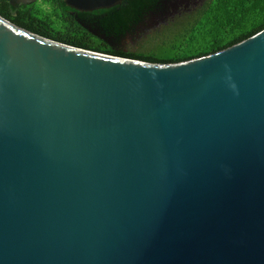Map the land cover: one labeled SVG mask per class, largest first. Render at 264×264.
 <instances>
[{
	"label": "water",
	"instance_id": "95a60500",
	"mask_svg": "<svg viewBox=\"0 0 264 264\" xmlns=\"http://www.w3.org/2000/svg\"><path fill=\"white\" fill-rule=\"evenodd\" d=\"M0 264H264V30L151 64L0 16Z\"/></svg>",
	"mask_w": 264,
	"mask_h": 264
},
{
	"label": "trees",
	"instance_id": "16d2710c",
	"mask_svg": "<svg viewBox=\"0 0 264 264\" xmlns=\"http://www.w3.org/2000/svg\"><path fill=\"white\" fill-rule=\"evenodd\" d=\"M167 2L178 6L175 0H125L108 10L79 13L63 0L19 9L4 0L0 1V16L61 44L151 64L204 58L264 30V0H199L164 19ZM154 17L161 22L151 27Z\"/></svg>",
	"mask_w": 264,
	"mask_h": 264
},
{
	"label": "rangeland",
	"instance_id": "374dc122",
	"mask_svg": "<svg viewBox=\"0 0 264 264\" xmlns=\"http://www.w3.org/2000/svg\"><path fill=\"white\" fill-rule=\"evenodd\" d=\"M199 0H175V3H177V8H175L176 6H173L172 4H170V2L165 3V11L162 13L164 17V19L169 18L170 16H173L174 14H176L177 12L183 10L184 8H189L191 6H194L197 4ZM161 22V20H159V18L154 17L151 22L149 23V25H151V27L153 25H159V23ZM129 41H125V46H128Z\"/></svg>",
	"mask_w": 264,
	"mask_h": 264
},
{
	"label": "flooded vegetation",
	"instance_id": "af4514ba",
	"mask_svg": "<svg viewBox=\"0 0 264 264\" xmlns=\"http://www.w3.org/2000/svg\"><path fill=\"white\" fill-rule=\"evenodd\" d=\"M0 1H4V0H0ZM45 1H48V0H38L36 1L35 3H32V4H37V3H40V4H44ZM7 2L11 5V7L13 9H19L20 7L22 6H26V5H31V4H17L15 1L13 0H7ZM72 13H74V11H72ZM2 17V16H1ZM3 18V17H2ZM5 19V18H4Z\"/></svg>",
	"mask_w": 264,
	"mask_h": 264
}]
</instances>
